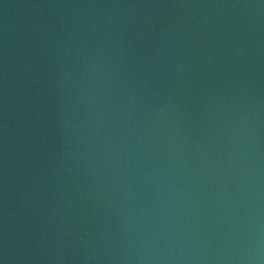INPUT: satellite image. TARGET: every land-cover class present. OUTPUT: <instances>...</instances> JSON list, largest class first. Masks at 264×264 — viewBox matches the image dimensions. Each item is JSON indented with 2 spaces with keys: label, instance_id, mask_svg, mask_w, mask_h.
<instances>
[{
  "label": "water",
  "instance_id": "water-1",
  "mask_svg": "<svg viewBox=\"0 0 264 264\" xmlns=\"http://www.w3.org/2000/svg\"><path fill=\"white\" fill-rule=\"evenodd\" d=\"M0 264H264V0H0Z\"/></svg>",
  "mask_w": 264,
  "mask_h": 264
}]
</instances>
